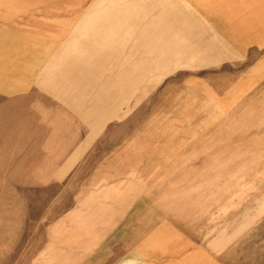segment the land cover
Masks as SVG:
<instances>
[{"label":"rangeland","instance_id":"obj_1","mask_svg":"<svg viewBox=\"0 0 264 264\" xmlns=\"http://www.w3.org/2000/svg\"><path fill=\"white\" fill-rule=\"evenodd\" d=\"M0 264H264V0H0Z\"/></svg>","mask_w":264,"mask_h":264},{"label":"crops","instance_id":"obj_2","mask_svg":"<svg viewBox=\"0 0 264 264\" xmlns=\"http://www.w3.org/2000/svg\"><path fill=\"white\" fill-rule=\"evenodd\" d=\"M77 153H78V152H77ZM77 153H76V154H77ZM72 162H73V158L71 159V162H69V163L65 166V170L68 169V168L70 167V165H71Z\"/></svg>","mask_w":264,"mask_h":264}]
</instances>
